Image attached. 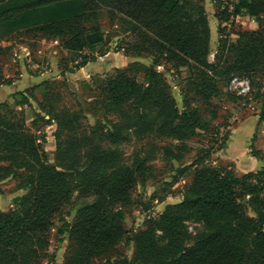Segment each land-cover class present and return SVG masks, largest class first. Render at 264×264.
Listing matches in <instances>:
<instances>
[{
  "label": "trees",
  "instance_id": "16d2710c",
  "mask_svg": "<svg viewBox=\"0 0 264 264\" xmlns=\"http://www.w3.org/2000/svg\"><path fill=\"white\" fill-rule=\"evenodd\" d=\"M231 5L230 13L225 8L224 22L248 16L264 24V0H236ZM103 10L110 26L121 23L129 41L127 51L166 55L191 75L194 70L199 72L200 94L215 89L206 74V70L216 71V65L207 61L211 37L208 15L194 0H0V30L41 27L63 38V49L68 56L80 58L76 66L80 69L94 59L84 52L95 50L107 38L101 27L86 30L82 24L97 21ZM237 36L235 44L224 41L219 45L222 55L227 47V52L237 54L226 74L238 72L246 78L256 70L264 74V28L241 31ZM216 59L220 62L221 58ZM145 76L144 85L121 73L108 79V102L120 113L118 123L107 132L108 144L86 135L70 145L59 144V152L69 158L68 163L61 160V167L48 162L35 138L0 117V179L18 170L19 188L25 193L15 199L13 211L0 213V264H38L49 246L53 218L74 198L92 202L78 206L73 223L64 221L59 231L74 242L66 264H91L126 237L124 209L129 206L135 174L144 170L152 150L146 151L145 159L136 157L127 163L120 152L123 132L133 130L139 141L155 136L183 142L188 138V125L199 121L197 110L187 106L181 112L171 102L158 73L148 70ZM13 99L19 107L26 101L22 94ZM56 120L63 127L69 117L57 115ZM163 152L173 155L171 149ZM202 163L199 159L192 164L195 171L181 204L170 206L151 227L133 235L130 241L136 247L135 258L116 264H264V213L251 218L241 202L240 187L250 185L231 169L198 168ZM189 168L183 167L181 173ZM188 218L217 219L218 223L210 225L206 237L183 248L181 242L187 237L183 227ZM156 231L173 240L169 259L153 248L150 239Z\"/></svg>",
  "mask_w": 264,
  "mask_h": 264
},
{
  "label": "rangeland",
  "instance_id": "374dc122",
  "mask_svg": "<svg viewBox=\"0 0 264 264\" xmlns=\"http://www.w3.org/2000/svg\"><path fill=\"white\" fill-rule=\"evenodd\" d=\"M194 1L205 7L208 15L211 37L207 61L216 65V71L206 70L215 87L206 94L199 93L198 71L194 70L191 75L186 68L178 67L167 59L166 55L127 51L126 43L129 41L125 40L121 23L116 21L114 26H110L104 10L97 21L82 24L86 30L94 25L101 27L107 38L95 50L84 52L94 59L80 69L76 67L80 58L67 55L63 49V38L50 35L41 27L20 31L0 30V117L35 138L48 162L54 166L61 167L59 163L62 159L64 163L69 161L62 155V150L59 152V144L70 145L75 138L83 135L101 141L102 145L108 144L107 132L118 123L120 113L108 102L111 96L106 89L108 79L120 73L144 85L146 72L154 70L159 75L160 85L181 112L187 106L198 111L199 121L188 125V138L183 142L155 136L139 141L133 130L123 132L120 152L127 163H133L136 157L145 159L149 150H152V158L147 160L141 173L135 174V185L122 222L126 237L114 250L93 259L91 264H116L124 259L132 261L136 256L135 244L130 241L133 235L151 227L170 206L181 204L182 194L190 185L195 171L192 164L199 159H203V163L198 168L231 169L236 177L250 185L249 188L240 187L243 195L241 202L247 215L257 219L259 214L264 213V154L255 151V122L250 119L260 116L264 110V74L256 70L254 74L246 75L252 87L246 97L228 90L231 77L243 73L226 74V67L234 63L237 54L227 52V47L222 55L219 45L224 41L228 45L235 44L237 34L242 30L234 22L226 25L223 21L227 9L223 2L211 3L210 8L209 0ZM217 57L221 58L220 62H217ZM17 94L26 99L23 107L14 104L13 97ZM57 115L68 116L69 121L59 127ZM229 142L233 145L230 151ZM163 149H171L173 155H166ZM251 154L262 160L261 166L250 158ZM183 167L190 168L182 174ZM15 171L14 175L0 179V213L13 211L15 199L25 195L19 188L20 172ZM247 175L249 177L244 179ZM250 188L256 191L251 192ZM88 202L74 198L53 218L49 246L38 264H66L74 242L59 231L64 221L72 224L75 209ZM216 223L217 219H186L183 232L187 237L181 246H193L206 237L210 233V225ZM150 240L157 252L168 259L171 257V238L156 231Z\"/></svg>",
  "mask_w": 264,
  "mask_h": 264
},
{
  "label": "crops",
  "instance_id": "0c3cea01",
  "mask_svg": "<svg viewBox=\"0 0 264 264\" xmlns=\"http://www.w3.org/2000/svg\"><path fill=\"white\" fill-rule=\"evenodd\" d=\"M234 1H236V0H233V2ZM210 8H211V6H210ZM231 10H232V5H231V7H228L226 11H227V13H230ZM228 22L231 24L233 22L235 24H238L242 31L256 32L259 29L264 28L263 22H258L255 19L250 18L248 16H238L236 18L231 17V18H229V20L227 22H225L226 25ZM231 36L234 37L233 34H231ZM263 94H264V82H263ZM259 117H260L259 115L255 116V117H250V119H253V121L255 122V129H256V139H255L253 145H254L255 151H259L262 154H264V110H263V119L260 120ZM228 145H229L228 150L230 151V148L233 145L230 142ZM249 151H251V149ZM245 154L247 155V153H245ZM249 156H250V158L255 159L257 162H259V166H261L260 165L261 161H262L261 159H258L256 156H253V154H251ZM242 170H244V169H242Z\"/></svg>",
  "mask_w": 264,
  "mask_h": 264
},
{
  "label": "built area",
  "instance_id": "2783aa9c",
  "mask_svg": "<svg viewBox=\"0 0 264 264\" xmlns=\"http://www.w3.org/2000/svg\"><path fill=\"white\" fill-rule=\"evenodd\" d=\"M218 1L223 2L228 7H231V4L233 2V0H209V5L212 6L211 3H216ZM227 87L231 93L240 97H246L252 91V87L249 79L240 76L231 77V79L228 81Z\"/></svg>",
  "mask_w": 264,
  "mask_h": 264
}]
</instances>
